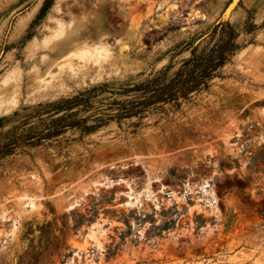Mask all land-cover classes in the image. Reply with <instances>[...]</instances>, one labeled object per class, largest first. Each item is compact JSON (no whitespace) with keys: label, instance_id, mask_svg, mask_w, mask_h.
<instances>
[{"label":"rangeland","instance_id":"1","mask_svg":"<svg viewBox=\"0 0 264 264\" xmlns=\"http://www.w3.org/2000/svg\"><path fill=\"white\" fill-rule=\"evenodd\" d=\"M229 2L0 0V118L170 77ZM229 14L207 90L0 159V264H264V0Z\"/></svg>","mask_w":264,"mask_h":264},{"label":"trees","instance_id":"2","mask_svg":"<svg viewBox=\"0 0 264 264\" xmlns=\"http://www.w3.org/2000/svg\"><path fill=\"white\" fill-rule=\"evenodd\" d=\"M207 37V45L198 51L196 44L170 77L165 67L143 80L120 84L111 97L100 98L108 84L98 83L1 117L0 127L12 120L19 124L1 135L0 159L48 143L67 131L84 137L110 121L120 123L133 117L140 121L146 112L163 109L164 105L177 108L180 100L187 101L191 94L207 90L239 48L235 31L227 21L216 23Z\"/></svg>","mask_w":264,"mask_h":264},{"label":"water","instance_id":"3","mask_svg":"<svg viewBox=\"0 0 264 264\" xmlns=\"http://www.w3.org/2000/svg\"><path fill=\"white\" fill-rule=\"evenodd\" d=\"M237 3H238V1L236 2V4H235V0H230V2L226 5V7L224 8V10H223V12H222V15H221V19L222 20H219V21H223L224 19H226L227 17H229V12H228V10H229V8L233 5V4H235L234 5V7H233V9L236 7V5H237ZM231 13V12H230ZM218 21V22H219ZM201 40V39H200ZM200 40H198V41H196V43H198Z\"/></svg>","mask_w":264,"mask_h":264},{"label":"bare ground","instance_id":"4","mask_svg":"<svg viewBox=\"0 0 264 264\" xmlns=\"http://www.w3.org/2000/svg\"><path fill=\"white\" fill-rule=\"evenodd\" d=\"M238 0H235V4H236V2H237ZM235 4H233L230 8H229V10H228V12H231L232 10H233V7H234V5ZM64 31V30H63ZM98 47V46H97ZM98 49V48H97ZM82 51V50H81ZM82 52H84V51H82ZM74 55V54H73ZM71 56H72V54H71ZM73 57V56H72ZM71 58V57H70ZM64 59V58H63ZM66 59V58H65ZM63 62V61H62ZM49 73V72H48ZM118 181H120L119 179H117ZM121 182V181H120ZM206 184V183H205ZM204 184V185H205ZM206 186V185H205ZM204 186V187H205ZM171 193V192H170ZM174 192H172L171 194H173ZM125 203V202H124ZM127 203V202H126Z\"/></svg>","mask_w":264,"mask_h":264}]
</instances>
